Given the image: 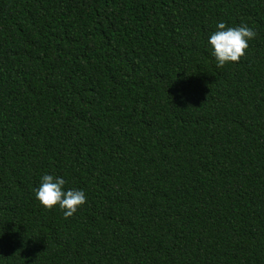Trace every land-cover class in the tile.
<instances>
[{"label": "trees", "instance_id": "trees-1", "mask_svg": "<svg viewBox=\"0 0 264 264\" xmlns=\"http://www.w3.org/2000/svg\"><path fill=\"white\" fill-rule=\"evenodd\" d=\"M0 264H264V0H0Z\"/></svg>", "mask_w": 264, "mask_h": 264}, {"label": "clouds", "instance_id": "clouds-1", "mask_svg": "<svg viewBox=\"0 0 264 264\" xmlns=\"http://www.w3.org/2000/svg\"><path fill=\"white\" fill-rule=\"evenodd\" d=\"M256 35L253 28L245 23L226 26L217 22L215 30L207 38L211 56L218 67L227 62H236L248 47V41ZM66 180L60 175L44 173L39 184L33 189L35 198L45 208L58 206L65 217L73 215L78 206L86 201V193L81 188H65Z\"/></svg>", "mask_w": 264, "mask_h": 264}]
</instances>
